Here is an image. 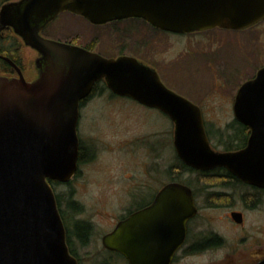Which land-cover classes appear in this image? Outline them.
Listing matches in <instances>:
<instances>
[{
	"label": "water",
	"instance_id": "obj_1",
	"mask_svg": "<svg viewBox=\"0 0 264 264\" xmlns=\"http://www.w3.org/2000/svg\"><path fill=\"white\" fill-rule=\"evenodd\" d=\"M27 19L37 27L70 10L95 24L130 17L185 33L215 27L244 29L264 20V0H25ZM28 24V23H25ZM29 25V24H28ZM43 57L40 77L0 76V264H79L50 181L68 182L79 156V102L105 78L117 92L165 111L175 124L179 157L194 168L225 166L247 184L264 188V68L240 88L237 120L251 128L237 152L210 149L202 114L167 89L157 72L131 57L107 59L80 47L33 38ZM31 43V42H30ZM191 190L170 184L150 208L133 215L105 237L118 250L123 238L138 249L119 250L129 264H171L196 213ZM156 221L144 237L132 226ZM140 244V245H139ZM151 247V249H147Z\"/></svg>",
	"mask_w": 264,
	"mask_h": 264
},
{
	"label": "flooded vegetation",
	"instance_id": "obj_2",
	"mask_svg": "<svg viewBox=\"0 0 264 264\" xmlns=\"http://www.w3.org/2000/svg\"><path fill=\"white\" fill-rule=\"evenodd\" d=\"M23 1L25 0H0V76L10 79L24 78L27 82H34L40 77L41 69L38 61L43 57V54L40 48L32 44L35 37L80 47L87 52L99 54L107 59L131 57L153 72H157L167 89L189 100L200 109L211 150L220 153L237 152L248 145L252 130L237 120L234 114V106L240 88L246 82L253 80L264 66L246 79L238 88H234L230 83L232 73L229 68L230 63L221 58V54L225 47H229L232 52L235 50L236 56L240 59V68L247 69L250 65L252 52L254 53L258 49V43L264 48V20L239 30L218 26L206 30L176 33L158 28L143 18L130 17L112 20L104 24H95L83 15L64 10L53 19L41 24L36 32V21L27 19L24 14L26 3L20 4ZM63 17L65 19L77 17L83 23L93 26L96 33L93 35L91 33L85 37L74 31L73 35L62 37L60 34L66 32L64 26L62 29L59 28ZM261 24L263 25L259 27L261 29L259 36H257L258 32H250ZM105 29H108L106 34L103 32ZM180 42L181 44L175 47V44ZM28 49H31V52L35 51L38 55L33 62L34 68L36 66L38 68V73L36 72L37 74L35 73L33 78L30 77L32 59L28 56ZM171 50H173L172 53ZM199 74H203V80L198 78ZM210 76H213L219 83H212ZM197 79H199L198 82H196ZM94 107L99 109H96L95 112V109H92ZM87 108H90L89 111L95 115L94 119L107 121V124H114L116 118H120L117 116L120 109L129 108L152 113L153 123L159 124V120H161L165 125V129L157 130L156 132L159 133H155L154 136V132L146 134L149 137L146 142L141 138V133H135L132 137L120 139L121 141L118 142L119 150L124 159L129 157L131 163L133 162L131 157L137 160V156H140L141 146L150 151L151 154L147 160L153 163L148 167L146 174L153 176L154 180L149 179L147 182L133 185L134 192L131 203L124 212L112 211L107 212L106 215L104 212L101 213L102 216L105 215V218L101 224L103 233L99 237L97 245L107 255L108 260L111 258V262L112 257L115 256L123 264H129L126 256L119 250L138 249L139 247L127 244L126 238H123L122 247L118 250L109 248L105 244V237L112 234L120 224L127 222L133 215L153 206L162 190L170 184H181L189 188L197 210L195 215L187 220L186 236L177 249L171 264H179L182 261L183 253L197 257L224 246V239L215 231L204 234L202 230H194V223L201 213L202 206L203 208H210L227 205V207L232 208L230 212L232 223H235L236 227H244L246 213L260 207V204L264 202V188L245 183L225 166L198 169L187 164L178 155L175 146V124L170 115L160 108L150 107L130 95L115 91L106 79L102 78L93 85L89 94L79 102L77 128L79 156L76 173L66 183L50 181L59 209L62 211L61 216L66 228L67 244L70 252L72 251L71 254L77 258L79 264H81V258L77 254L75 246L79 244L80 247H86L94 240L96 223L93 221L94 217H80L83 213L76 211H70L71 220H68L61 208V195L56 192V185H70L68 204L70 205L72 202L77 205V201L74 199L77 192L72 183L79 179L83 163L94 160L95 155H97L93 140L83 139L81 136L82 121L83 119L85 122L88 120L83 116V111ZM121 117L123 123L124 121L128 122L123 116ZM107 124H105L106 128H108ZM217 124H234L236 126L234 130L225 132L218 129ZM237 127L240 128V131H235ZM130 142H132V148H128ZM112 150L114 151V149ZM172 153H176L179 161L176 166L181 173L178 172L177 176L172 175V165L167 168L156 163L161 154ZM181 174L190 178L183 180ZM162 176L168 179L160 181V185L157 187L156 179ZM235 201L239 202L241 207L234 206ZM79 206L81 205L79 204ZM73 209L75 210L74 207ZM109 218L110 221H108ZM81 225L85 227L86 234L82 235L78 231V227ZM132 226L138 231V237H144L148 230L151 233V230L156 229L157 223L152 220H140L134 222ZM246 234H242L241 246L239 245L238 253H236L237 260L233 259L232 264H264L263 245L261 249L254 251L255 259H251L250 252L253 250ZM147 249H151V247ZM107 259L103 260L107 261ZM102 263L105 264L104 261Z\"/></svg>",
	"mask_w": 264,
	"mask_h": 264
},
{
	"label": "rangeland",
	"instance_id": "obj_3",
	"mask_svg": "<svg viewBox=\"0 0 264 264\" xmlns=\"http://www.w3.org/2000/svg\"><path fill=\"white\" fill-rule=\"evenodd\" d=\"M60 24L61 27L59 28L62 29V26L66 28V32L60 34L62 37H69L73 35L74 31L81 33L85 37L91 33V35L96 33L93 26L88 23H83L77 17H75V19H65L63 17ZM262 25L263 24L255 27V29L250 32H258L257 36H259L261 32L259 27ZM107 31L108 29L103 30L104 34H106ZM253 38L255 37L253 36ZM180 44L181 42L176 43L175 47H178ZM254 45L253 43V46ZM258 45V49L251 54L250 65L247 69L240 68V59L236 56L235 50L232 52L229 47H225L222 50L221 58L230 63L229 68L230 71H232L230 83L234 88H238L246 79L264 66V48H262L260 43H258ZM172 52L173 50H171V53ZM28 56L32 59H30L32 70L30 72V77L33 78L35 77V73H38L37 66L34 68L35 65H33L34 59H36L38 55L35 51L31 52V49H28ZM210 77L212 83H219L213 76ZM198 78L203 80V74H199ZM199 79H197L196 82H198ZM89 109L90 108H87L83 111V116L88 120L87 122H85L84 119L82 121L81 136L83 139L93 140L97 155H95L96 157L94 160L83 163L81 166L82 173L79 179L72 183V186L76 188L77 192L76 196L73 195L74 199L77 201L75 210L68 204V193L71 190L70 185L57 184L56 192L61 195V208L68 220H71L70 211L83 213L80 217H94L93 221L96 223V235L94 240L86 247H80L79 244L76 245L77 247L75 246L77 254L81 258V264H103L102 261H104L105 264H123L122 261L115 256L112 257V262L110 257V260H108L106 257L107 255H105L101 247L97 245V241L103 233L101 225L103 218H105L104 216L107 212H124L126 207L131 203V197L134 192L133 185H137L140 182H147L149 179L153 181L154 177L146 174L148 167L153 163L147 160L148 156L151 154L150 151L141 146L140 156H137V160L131 157V160H133L131 163L129 157H126V160L124 159L119 150L120 146L118 142L122 139L132 137L135 133H141V138L146 142L147 139L149 140L146 134L154 132V136L155 133H159L156 132L157 130L161 128L165 129V125L161 120L159 121L162 123H153L154 118L152 117V113L129 108L126 110L120 109V112L118 111L119 113H117L118 117L122 118L121 116H123L129 123L126 121L123 123V118H116L114 124H107V121H105V123L104 121L94 119L93 117L95 115L92 114ZM92 109H95L96 112V109L99 108L94 107ZM105 124H107L108 128L105 127ZM216 126L221 131L226 132L231 130L230 127H233V124H217ZM235 126L236 125H234V127ZM153 136L152 138L155 139ZM152 141L155 142L153 139ZM128 148H132V142L129 143ZM112 149H114V151ZM151 157H153V155H151ZM158 159L156 163L162 167L168 168L172 165V175L177 176L176 174L180 172V170L177 169L178 166H176L179 164L176 153L167 155L161 154L160 157L158 156ZM181 176L183 180H188L190 178L187 175L181 174ZM166 179L164 176L158 177L156 179L157 187L160 185V181ZM79 204L81 206H79ZM233 205L239 207L240 203L235 201ZM222 206L223 207L210 208H203L202 206L201 213L194 223V230H202L204 234L215 231L224 239V246L197 257L183 253L182 261L179 264H232L233 259L237 260L236 253H238V248L241 246L240 239L242 234L245 233H247L246 235L249 237L246 238L250 240V247L253 250V252H250L251 259H255L254 251L261 249L262 245L264 247V202L260 204V207L254 208L246 213L244 227H236L235 223H232L233 221L230 217L232 208L227 207V205ZM102 212H104V216L101 215ZM108 221H110V218ZM105 258L107 261L103 260Z\"/></svg>",
	"mask_w": 264,
	"mask_h": 264
},
{
	"label": "trees",
	"instance_id": "obj_4",
	"mask_svg": "<svg viewBox=\"0 0 264 264\" xmlns=\"http://www.w3.org/2000/svg\"><path fill=\"white\" fill-rule=\"evenodd\" d=\"M234 128H235V127H234V124H233V127H230V129H231V130H234ZM235 131H240V128L237 127V128L235 129ZM70 205H72L74 208L76 207V205L73 204L72 202H71ZM59 210H60V209H59ZM60 213H61V215H62V211H61V210H60ZM81 226H82V227H81ZM81 226L78 227V228H79L78 231H79L80 234H82V235H83V234H86L85 231H84V230H85V227H84L83 225H81ZM82 237L84 238V236H82ZM71 252H72V251H71Z\"/></svg>",
	"mask_w": 264,
	"mask_h": 264
}]
</instances>
